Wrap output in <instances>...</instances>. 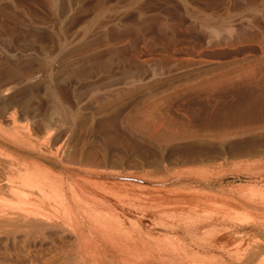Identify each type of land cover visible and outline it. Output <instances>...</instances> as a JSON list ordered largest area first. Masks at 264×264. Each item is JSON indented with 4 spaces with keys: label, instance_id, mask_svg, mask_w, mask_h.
<instances>
[{
    "label": "rangeland",
    "instance_id": "374dc122",
    "mask_svg": "<svg viewBox=\"0 0 264 264\" xmlns=\"http://www.w3.org/2000/svg\"><path fill=\"white\" fill-rule=\"evenodd\" d=\"M17 163L64 190L36 209L0 193V215L31 214L0 225V264H88L112 232L236 264L264 243V0H0V167Z\"/></svg>",
    "mask_w": 264,
    "mask_h": 264
},
{
    "label": "bare ground",
    "instance_id": "6f19581e",
    "mask_svg": "<svg viewBox=\"0 0 264 264\" xmlns=\"http://www.w3.org/2000/svg\"><path fill=\"white\" fill-rule=\"evenodd\" d=\"M14 125L16 126L15 122H14ZM15 161H17V160H15ZM9 163H12V162L10 161V162H8V164ZM4 164H3V167H4L3 169L0 167L2 169V171H3V172L0 171L2 173V174H0V193H4V194L6 193L8 196H10L12 198H17L18 200L24 202L25 204H28L29 206L31 205L30 207L35 206V203L37 202V199L39 197L43 198L48 193H51V194L52 193H57V191L59 193L62 190V188H61V190H58L60 186L55 184L54 182H52L51 172L46 170V169H44V168H39L37 164L31 163V164H29V166L26 165L25 168L22 167V168H24V170H22V169L19 168V165H21V164L17 163V165L14 166L15 168L17 167V172L16 171L13 172L12 166L4 165ZM9 165H11V164H9ZM5 166H7L8 168L5 167ZM9 167L11 169L8 170V171H10V172L12 171L14 174H16L17 177H15L14 174L12 173L11 174V175H13L12 177H15V178H11V175H9V173L5 171L6 169H9ZM71 185H70V187H68L69 188L68 190H70L69 192H66V194L64 193V194H61V195L58 194L60 197H58L59 199H58L57 204H56L57 206L55 205L57 207V210L60 211V213H63V214L69 215V216L72 215V212L74 213L73 208H75V206L78 204V201H79V199L77 200V199L74 198V193H75L76 189H75V187L73 185L72 186ZM51 194H49V195H51ZM54 195H56V194H54ZM53 197L54 196H52L51 198H53ZM56 207L55 208L52 207V208L56 210ZM77 207H78V205H77ZM77 207L75 209H77ZM32 208L36 209V207H32ZM32 213H34V212H32ZM3 214L0 215V225L4 224L5 226L9 227V226H15L18 223L25 224V223L29 222V220L31 221V219H30V215L31 214H29V215H27V214H25V215L24 214H18V215H15V216H5ZM33 217H34L33 221L35 223L46 222L45 215H43L40 212L34 213ZM32 224L30 222V225H32ZM190 226H191V224H190ZM172 230H173V228H172ZM194 230H195V228H194ZM194 230H193V232H194ZM233 233L234 232H232V234ZM113 234L117 235V233H113L112 232L111 235H113ZM224 234L226 236V232ZM106 235L107 234H105V236ZM142 235L143 234H140L139 236H136V238H130V239L127 238L128 235H126V239H124L125 236H123V238H122V236H120V234H119L120 237L119 236L118 237L117 236H115V237L112 236L113 237V238H111L112 243L110 242L112 245L110 244V247H109L107 245L108 243L105 244V245H107L109 247V248L106 249V251L109 252L110 256L107 254L108 256L104 257V258L99 256L100 252L98 250L96 251L95 249L89 248L87 246H86L87 247L86 248L85 245H84V247H85L84 250L83 249L81 250V253H82L81 256L83 257L82 259H85L84 261L87 262L88 264H153L152 262H156V261H154V257H155V259L156 258L161 259L164 256H166V257L168 256V258L170 257V259H171L173 264H183L187 260L188 261H190V260L194 261V259H197L199 253H201L199 250L195 251V249H192V248H191L192 249L191 250V249L185 247L184 245H183L184 247H182L180 244L179 245L178 244L177 245L173 244L172 247H170L171 251L169 250L170 251L169 254L166 253L167 252V249H166L165 252L163 251L164 253L160 252L158 255H155L152 252L154 254L153 255L152 253H149V248H148V243H150L151 242L150 240H152V239L150 238V240H148L149 242L147 241L148 242L147 243L146 242L147 237L144 235L146 237V240H145V237L142 236ZM234 235H236V236L239 235V232L236 231ZM223 236H218L217 235L215 240H213L215 242L214 244L216 245L215 248L218 247L219 250L220 249H222V250L225 249L229 245V242H230L229 240H225V237H223ZM239 237L241 238V233H240ZM237 238H238V236H237ZM116 239H118L117 243H116ZM226 239H228V238H226ZM107 240H108V238H107ZM152 241H154V240H152ZM113 242H115V243H113ZM157 242H154V243H157ZM139 245H141L143 247L142 248L143 250H140V248H138L141 252L138 253L139 250L137 251V253H136V251L133 252L132 254H134V256L132 257V255H130L132 258L131 257L128 258L129 255H125L126 251L127 252L128 251L131 252V248H135V247H137ZM199 246H202V245H199ZM195 247H197V246H195ZM81 248H83V247H81ZM197 248L201 249L203 251L202 248H199V247H197ZM251 248L252 249L249 251L248 255L245 254L246 255L245 257L239 258L237 256L238 258L237 257L235 258L236 259L235 263L236 264H251V263L253 264L255 260L258 261L257 258H260V257L264 256V243H261V244L259 243L258 245H256V247H254V248L251 247ZM136 249H134V250H136ZM161 249H163V248H161ZM150 250H153V249L151 248ZM154 250L156 251V249H154ZM245 251H246V249H245ZM247 251H248V249H247ZM79 254H80V252H79ZM262 254H263V256H262ZM103 256H105V255H103ZM151 258L153 259V261H152Z\"/></svg>",
    "mask_w": 264,
    "mask_h": 264
}]
</instances>
